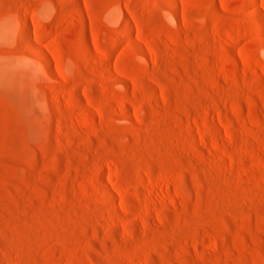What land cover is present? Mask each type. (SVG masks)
I'll list each match as a JSON object with an SVG mask.
<instances>
[{
	"label": "rangeland",
	"instance_id": "rangeland-1",
	"mask_svg": "<svg viewBox=\"0 0 264 264\" xmlns=\"http://www.w3.org/2000/svg\"><path fill=\"white\" fill-rule=\"evenodd\" d=\"M0 264H264V0H0Z\"/></svg>",
	"mask_w": 264,
	"mask_h": 264
}]
</instances>
